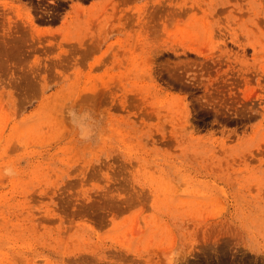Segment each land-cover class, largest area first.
Masks as SVG:
<instances>
[{
	"label": "rangeland",
	"instance_id": "374dc122",
	"mask_svg": "<svg viewBox=\"0 0 264 264\" xmlns=\"http://www.w3.org/2000/svg\"><path fill=\"white\" fill-rule=\"evenodd\" d=\"M7 167L0 264H264V0H0Z\"/></svg>",
	"mask_w": 264,
	"mask_h": 264
},
{
	"label": "clouds",
	"instance_id": "9594fccd",
	"mask_svg": "<svg viewBox=\"0 0 264 264\" xmlns=\"http://www.w3.org/2000/svg\"><path fill=\"white\" fill-rule=\"evenodd\" d=\"M65 116L72 127L75 129L79 141L88 144L99 138L101 131V117L97 114L92 105L66 106ZM14 174L11 167L4 168L0 175L10 177ZM170 258L175 264H179L180 253L173 251Z\"/></svg>",
	"mask_w": 264,
	"mask_h": 264
}]
</instances>
